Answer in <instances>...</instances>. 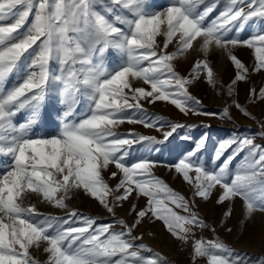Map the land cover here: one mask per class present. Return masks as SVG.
<instances>
[{"label":"snow or ice","instance_id":"obj_1","mask_svg":"<svg viewBox=\"0 0 264 264\" xmlns=\"http://www.w3.org/2000/svg\"><path fill=\"white\" fill-rule=\"evenodd\" d=\"M218 6L222 10L210 18ZM247 26L254 31L241 39ZM169 45L174 50L167 51ZM238 46L254 49L252 70H264V0H169L161 10L151 0H0V264H41L30 250L42 245L47 254L43 264H169L142 242L143 234L133 235L145 219L162 222L176 241L190 245L193 264L199 258L206 264H264V256L252 259L221 240L199 216L194 199L153 174L155 146L178 129L195 126L151 116L141 103L170 101L185 115H213L200 110L188 86L203 72L216 87L207 57L221 50L236 70L227 89L233 96L237 82L247 81L249 74L233 54ZM192 53L204 59L195 60L190 76H183L174 61ZM134 80L150 90L133 87ZM248 99L264 101V87L250 89ZM233 105L251 115L236 100ZM228 112L225 107L223 117ZM52 116L58 129L37 134L36 128ZM125 122L159 125L163 140L115 131ZM261 129L219 142L210 164L200 156L205 135L170 166L192 186L194 197L208 201L218 190L216 203L227 204L220 227L231 218L237 199L242 226L257 213L264 215V145L255 143L257 136L264 138V125ZM130 159L135 162L129 164ZM111 179H118L114 187ZM74 192L97 201L113 222L98 223L96 217L69 209ZM133 193L146 203L130 205L129 223L116 216V209ZM33 194L68 209L66 215L24 206L25 197ZM195 228L211 231L213 238H197Z\"/></svg>","mask_w":264,"mask_h":264},{"label":"rangeland","instance_id":"obj_2","mask_svg":"<svg viewBox=\"0 0 264 264\" xmlns=\"http://www.w3.org/2000/svg\"><path fill=\"white\" fill-rule=\"evenodd\" d=\"M155 9L161 10L166 7L169 0H151ZM222 10L220 6L210 14V18L218 14ZM254 31L252 26H247L241 33V39L249 38ZM236 33H230L235 35ZM158 42L162 43V38L158 37ZM174 50V45H169L167 51ZM242 63L249 68V74L247 81L237 82L235 88V94L233 96L228 95V85L235 77V67L230 60L225 56L221 50H213L209 53L207 59L210 66L213 68L214 78L217 80L216 87L209 85L204 79V73L201 72L199 79L188 86L189 93L200 101V110L204 113H212L213 115H193L191 112L187 115L181 113L170 101H156L154 103H148L142 100L143 109L147 114L154 117H162L165 121H171L174 123H181L184 125H194L195 127H185L178 129L167 141L162 145L155 146V149L151 153V159L156 162V166L153 169V174L159 178H162L172 189L179 192L188 200H195V208L199 213V216L205 220L209 225L216 228L218 237L236 249L239 253L246 254L252 259H257L264 256V215L257 213L254 218L247 222L245 225L240 224L242 219L241 201L236 200L234 204V211L230 219L227 220L225 227H231L232 231H225V227H220V220L222 213L225 210L227 204L218 205L216 198L218 196V190H214L212 196L208 201H204L200 197H194L193 188L187 182H185L180 174H177L174 168H170L178 162L184 154H186L197 140L207 135L205 147L201 150L200 156L209 164L214 156V152L219 144L225 139L236 135H254L259 133L261 125H264V101L261 100H249V90L254 88L259 91L261 87H264V70L255 72L252 69L255 66L254 49L246 46H238L232 49ZM197 59H204L202 54L192 53L185 57H180L177 61H174L176 70L183 76H190L191 69ZM13 81H9V86ZM133 87H145L150 90V85H145L142 80L132 81ZM233 100L239 102L244 106L251 114L246 116L242 114L233 105ZM228 107L229 112L227 117H223V109ZM51 111V109H49ZM79 111V109H78ZM131 112V110H129ZM252 117H255L253 119ZM23 114L17 117V121L23 120ZM58 122L55 117L52 116L44 120L40 126L36 128L37 134H52L58 129ZM168 130V126L165 124L163 129ZM115 131L121 134H129L131 132L139 133L145 136H153L158 140H163V132L157 127L148 128L142 124H130L123 123L119 125ZM190 136L191 139H185L184 137ZM255 143L264 145V138L257 136ZM136 145H133L134 154L139 157L140 152L137 151ZM225 152L224 157L221 158L217 164L223 162V159L230 153ZM243 153L236 157L232 166L235 167L241 160ZM135 162L129 160L128 163ZM110 171H116L114 166H110ZM107 173L105 176L107 177ZM194 175V174H193ZM118 179L109 180L111 186H115ZM69 209L75 208L78 212L88 216L96 217L98 223H112L113 217L102 208L101 205L94 199L89 198L83 192H74L71 194L70 199L67 200ZM137 204L138 208L144 207L146 198H136L135 193L129 198L122 207L116 209V216L126 219L129 223L132 222L133 217L128 215L131 204ZM24 206L35 204L37 210L42 213L52 214L56 216H65L68 209L55 208L35 194L26 196L23 200ZM177 211H180L177 209ZM181 214H183L181 212ZM121 225L113 224V228L116 231L121 230ZM194 232L197 238H213V233L207 229L195 228ZM151 233V235H149ZM142 242L148 244L154 251L161 253L169 262V264H193L191 259V247L190 245H183L176 241L169 233H167L164 225L160 221H149L145 219L140 226L137 227L133 235H141ZM141 241H137L139 243ZM42 245L40 249H31L33 256L37 258L41 264L47 259V254L43 252ZM145 255H149L145 253ZM197 264H206L205 258H199Z\"/></svg>","mask_w":264,"mask_h":264},{"label":"crops","instance_id":"obj_3","mask_svg":"<svg viewBox=\"0 0 264 264\" xmlns=\"http://www.w3.org/2000/svg\"><path fill=\"white\" fill-rule=\"evenodd\" d=\"M8 22H12V21H8Z\"/></svg>","mask_w":264,"mask_h":264}]
</instances>
